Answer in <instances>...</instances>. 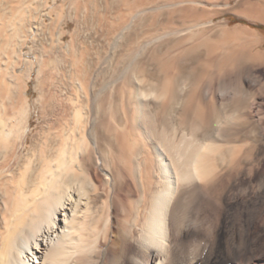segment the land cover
<instances>
[{"label": "bare ground", "instance_id": "bare-ground-1", "mask_svg": "<svg viewBox=\"0 0 264 264\" xmlns=\"http://www.w3.org/2000/svg\"><path fill=\"white\" fill-rule=\"evenodd\" d=\"M56 1L0 0V264H264V156L241 151L244 129L231 120L264 92L254 71L264 52L251 50L260 42L244 41L250 49L242 46L236 59L246 66L215 90L203 77L191 86L179 65L155 59L195 32L151 50L143 44L135 60L144 70L133 73L130 90H87L81 54L71 90L73 49ZM128 1L137 45L159 34L156 26L174 32L192 20L189 5L169 0L168 20L156 16L151 29L146 9L159 2ZM237 9L264 24V6ZM191 44L184 55L200 50ZM61 70L63 89L53 90ZM33 78L39 95L31 101ZM256 124L264 143V113Z\"/></svg>", "mask_w": 264, "mask_h": 264}, {"label": "rangeland", "instance_id": "rangeland-1", "mask_svg": "<svg viewBox=\"0 0 264 264\" xmlns=\"http://www.w3.org/2000/svg\"><path fill=\"white\" fill-rule=\"evenodd\" d=\"M157 1L159 2L158 5L152 4L151 7L148 6V9H146V11L148 12V15L150 16L147 21L150 20L151 22H144V23H146L147 25H150L149 27H152L151 29H153V26H151V24H153V20L156 16L158 15L163 16L162 17L164 18L163 21H166V19L168 20L167 18L168 8H166L165 10L163 9L165 8L164 6H166L165 4L166 3L168 4L169 0H166L163 3H162V0H157ZM175 1L178 2L179 0H175ZM181 1H183L184 3V4L182 3L183 6L189 5V7L191 8L190 16L192 20L195 22H192V20H190L191 22L189 23L185 22V24L181 22L177 23L178 24L177 29L175 31L173 30L175 33L172 31L171 32L165 31L164 29H163L164 31H162L161 30L162 26L161 27L156 26V28L153 29V32H155V29H156L160 33L155 36L151 35L149 39L147 38L144 41L141 40V43L139 41V44L137 45L138 40H140L141 39L140 37L142 36L138 35L140 31L135 26L137 12H135L136 10L130 7L132 5H130L131 3L128 0H57L56 4H52V6L57 5V10H59L60 15H62L61 18L65 19L66 21L67 26L65 25L63 26L64 31H65L64 40L65 42H67V44L69 43L68 46L71 45V49H73L72 66L69 70L70 72H68L67 74L68 76L65 77V79H67L70 76L67 79L68 83L66 82L67 84H69L68 87L70 89L72 88L71 90L75 89L74 87H71V85L75 83V78H74L75 76L73 75L74 76L73 77L72 74H73L74 69H77L76 66L78 68L80 67V64H78L77 62L79 61L80 63V56L82 54L85 60L84 66H86L84 72L85 74L87 73L86 75L88 77V81L86 82L88 86L87 90H95V91L97 90L95 93H97L99 90H116V89L120 90L123 88V85H124V89L128 86L130 90L131 88H130L129 81L133 79V73H134L135 78H138V77L140 78V76L142 75L141 73H143V70H144V66H141V64L139 65L138 61H136L137 59L139 60V58L141 59L140 53H142L141 51H143L142 49L143 46L145 45L148 48L150 47L149 50L154 49L156 48L155 45L156 44L158 45L159 42L161 43L166 40H176L177 38H179V37L175 38L174 35L172 36V34H175L176 36V34L179 32H180L179 33L180 36L182 37L183 35L184 37H186L188 34L195 32L194 33L195 35L192 34L195 37V39L193 38L194 41L192 39L193 36L190 37L188 35L187 36V38L189 37L188 41H186V39L184 38L183 42L179 44H177V42L170 43L169 46H166L165 48L161 50L162 52L158 51V54L156 53L155 54L156 56L155 55L154 56L156 57L155 59L157 62L162 60L160 64L161 63L164 64L168 61L171 64L175 63L176 65H179L182 69L181 71L182 74H184L185 76L191 77V80L193 82V83L191 82V86H193L197 82L199 77L204 78L203 85L211 82L210 84L213 90H215L217 86V82L219 81L218 80L219 78H220V81L223 80V81L228 82V79L232 76V74L235 73V71L238 70V68L242 66L243 67L246 66L242 64V60L237 61L236 59L237 55L242 53L241 51L244 50V47H246L245 44L243 45L245 40L259 41L260 46H257V48L255 47L254 49L251 48V50L252 52H255V51L264 52V24H259L257 22L250 20L249 17L247 18L245 16H240L236 13V11L238 10L237 7L241 5L243 2L247 1L249 3L255 4L256 6L262 7L264 6V0H180L179 2ZM187 1H189L190 3H188ZM157 6L158 8L160 7L162 8H160L159 10H155ZM191 6L195 7L196 12H193L195 10ZM151 16L153 18H151ZM176 16L177 17L181 16V14L176 15ZM194 23H196V25ZM134 31L136 34L134 33ZM145 32H148V31H146L145 29L144 33ZM196 32H198L199 36H197L198 34ZM203 33L204 34L206 33V34L204 35ZM129 35L135 38H137V36H140V37H138L139 39L133 38L134 40L133 41L131 37L129 38ZM182 37L181 39H183ZM199 37L201 38L202 41L200 40ZM71 40H73L72 43H71ZM195 40H199V41H195ZM127 41H130V42L132 41L133 43L135 42L134 43L135 45L132 44V42L128 43L129 45H131L130 47L132 48V51L127 43L123 44L124 42H127ZM175 43L177 46L176 45L174 46ZM119 44H123V45H119ZM190 44L191 46L193 45V47L195 45L196 46L198 45L197 47H200V50L199 48H197L195 51L188 53V55H184L186 53L185 52L182 53V51L184 50V48L185 49L188 48ZM230 44L231 46L233 44L235 45L231 47ZM127 45H128V49H130L129 50L130 53L127 54V57L129 56L128 58H131V59L129 60L128 58H126L124 62L122 61L123 64L120 63L119 65L117 64L118 59L120 57L119 54L122 53L123 51L122 49L125 50ZM210 45L211 46L213 45V46L211 47ZM2 46L3 45L1 44L0 50L2 49L4 50V46L3 47ZM121 46H123L122 49H121ZM171 46H173V48ZM133 47H136V48H133ZM249 47L250 46L246 47L247 50ZM170 48H172L173 50ZM213 48H214V51L212 50ZM229 48L230 49L233 48V50H229ZM68 49L70 48L68 47ZM221 50L223 52H221ZM207 51L209 53H207ZM138 54L140 55V57H138L139 56ZM173 54H175V57ZM157 56H159L160 58ZM136 57L138 58L136 59ZM203 59H204L205 64H203L204 63L202 61ZM133 61L137 62L136 66H134L135 68L133 67V63H134ZM208 64H209V67L207 68ZM154 67L156 66L154 65ZM191 69L192 70L194 69V70L192 71ZM254 71L257 72L260 75L261 79L264 81V64L254 65ZM55 79L56 80H54L53 90H60V88L62 87L61 85L64 83L63 82L64 76L62 74V70L60 71V75ZM161 80L162 78L158 82L161 83ZM206 81L207 83H205ZM58 82H59V85H56L58 84ZM36 86H37V81L35 80V78H33L31 82L28 83V90H27L28 96L30 97L31 101L37 98L39 95L38 91L36 90ZM128 88H126L125 90H128ZM258 90H264V88H258ZM257 99H258V101H256L257 103L252 102L250 100L249 103L251 104V107H250L251 110H249L248 106H250V104H248L247 105L248 108L246 107L244 110H242L243 111V112L241 111L242 113L237 112L233 114V115L237 114L236 117H239V119L235 118V120H233L234 116L232 115L231 118L232 117L233 118L231 120L234 123L235 122L239 123L237 124V128L242 129V130L244 129V132L240 133L239 142L237 143V144H240V141L241 142H243L244 140L247 141V142L244 141V143H246L245 144L246 147L245 149L241 148V151H245L246 153L249 151L248 155L245 153L247 156L252 155L254 157L262 158V156H264V143H263V140L260 138V136L256 133L257 131L255 129H257L256 123L258 122L260 115L264 113V92H261V93L259 92V97H257ZM182 105H180L177 108L179 111ZM245 112L247 115L248 113L251 114L252 112L251 115L253 116L251 117L249 115L250 119L248 120L241 119L243 118V114ZM257 113L260 115L258 116ZM240 154H242V152ZM239 159H240L239 162L241 161L242 166L243 165L247 166V164H249L247 163V161H243L241 158ZM86 257L88 258L90 262L95 261L92 255V252L86 253ZM259 261L256 260L254 261L253 264H261L262 261H260V263ZM227 264H236V263L231 262Z\"/></svg>", "mask_w": 264, "mask_h": 264}, {"label": "trees", "instance_id": "trees-1", "mask_svg": "<svg viewBox=\"0 0 264 264\" xmlns=\"http://www.w3.org/2000/svg\"><path fill=\"white\" fill-rule=\"evenodd\" d=\"M237 23V22H236Z\"/></svg>", "mask_w": 264, "mask_h": 264}]
</instances>
